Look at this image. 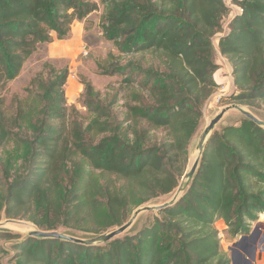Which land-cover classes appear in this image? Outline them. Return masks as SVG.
<instances>
[{
	"label": "trees",
	"instance_id": "1",
	"mask_svg": "<svg viewBox=\"0 0 264 264\" xmlns=\"http://www.w3.org/2000/svg\"><path fill=\"white\" fill-rule=\"evenodd\" d=\"M234 3L242 11L228 18L223 0H0V87L38 45L66 38L74 21L102 5L101 35L117 54L98 67L121 76L126 108L122 117L115 110L119 91L101 97L83 80L81 101L92 118L67 121L69 71L49 63L11 113L0 99V217L92 237L172 194L202 108L218 87L217 50L231 65L228 102L264 121V0ZM11 143L21 153L14 172L11 155L1 156ZM261 213L264 127L242 115L213 131L178 200L122 236L82 245L0 228V240L11 241L14 264H232L215 222L242 236Z\"/></svg>",
	"mask_w": 264,
	"mask_h": 264
},
{
	"label": "rangeland",
	"instance_id": "2",
	"mask_svg": "<svg viewBox=\"0 0 264 264\" xmlns=\"http://www.w3.org/2000/svg\"><path fill=\"white\" fill-rule=\"evenodd\" d=\"M101 12L102 5H100L97 11L92 12L91 16H89L88 18L76 21L72 24L71 27L73 29H77L79 27L84 28L80 40L81 47H83L78 50V53L76 55L71 57L51 58L50 54L52 53L53 49H55L58 40H60L54 36L50 42L38 45L35 52L24 63L20 74L13 80L8 81L5 85L0 87V99H2L3 107L7 113L12 112L16 98H19L21 100H27L30 98L29 93L32 89H34V86H31V80L36 77L39 73L44 72V64L49 63L55 66L56 68L67 66L69 71V75L64 85L66 106L68 108L69 113L67 121H69L71 117H77L84 125H86L92 118V114L82 104L81 101V94L83 93L84 87L82 83L83 80L89 81L94 87V89L100 92L101 97L111 98L113 96V93L119 91L117 95L118 101L116 102L115 110L122 117V115L126 111V108L123 104L124 98H122L121 96L122 92H120L121 76L117 74H103L100 68L98 67L100 63H104L108 53L117 54V51L114 48L112 42L104 39L101 35ZM71 36L72 35L70 32L69 36L63 38V40H68V38H71ZM83 51H85L86 53H83ZM213 57L215 60H220L222 62L220 56L216 52L214 53ZM223 65L224 63L222 62L221 66ZM232 90L227 89L225 83H222L221 85H218L213 94L205 102L202 108V118L200 120L199 127L191 140L190 154L187 164L188 167L191 164L193 157H195V155L197 154V145L200 135L208 124V122L222 108L236 103L228 102L227 100L228 96L232 93ZM219 95L221 96L220 98H218ZM241 117L242 113L238 110H229L218 122L215 129L225 124L236 123L241 119ZM13 146V143L9 144L1 153L2 157L5 156L6 152L11 155V159L12 161H14L12 162L13 167L10 169L11 172L16 171L21 164V153L15 151ZM180 180L181 182L183 181V179ZM176 190L177 188L172 192V194L157 198L151 203L160 204L169 200V198L173 195ZM147 213L149 212L142 213L138 217L139 222L137 224V227L140 226L145 220ZM6 219L8 218L4 216L0 217V222H3ZM17 220L25 221L29 224H32V222L28 219ZM215 227L217 229V236L221 249L228 256H231L232 253L230 251V248L233 247V243L240 241L241 236H234L228 226L220 219L215 222ZM3 228H7L9 230H12L14 233H19L21 235L26 234L28 231V229L26 228H16L9 225H5L3 226ZM253 229L255 230V235L252 238L245 239L243 241V244L241 243L239 247H234L235 264H245V261H243V257H240V255L246 257L248 261L247 264H258L257 258L261 259L262 257H264V213L259 214L258 219L256 221L251 222L250 232L253 231ZM76 234L78 235V237H82V232L77 231ZM10 246L11 241L0 240V263L14 264L15 252Z\"/></svg>",
	"mask_w": 264,
	"mask_h": 264
},
{
	"label": "water",
	"instance_id": "3",
	"mask_svg": "<svg viewBox=\"0 0 264 264\" xmlns=\"http://www.w3.org/2000/svg\"><path fill=\"white\" fill-rule=\"evenodd\" d=\"M244 107H246V106H244L242 104L240 105L237 103H233L231 105H228V106L222 108L208 122V124L206 125V127L204 128L203 132L200 135L198 145H197V154L195 155V157H193V160H192L191 164L189 165V167L187 166V168H186V170H185V172L181 178V179H183V181L181 182V180H180L178 187H177V190L173 193V195L169 198V200H167L163 203H160V204L149 203V204H143L141 206H138L137 208H135L132 211V213L130 214L128 219L119 226H116V227H114L108 231L102 232L100 234H97V235L89 237V238H82V237H78V236L71 235V234L64 233L62 231H57V230H40L33 223L29 224L25 221L12 219V218H8V219L4 220L3 222H0V228H3V226H5V225H9V226L16 227V228H26V229H28L26 235L31 236V237H35V238H56V239L71 241L74 243H79L82 245H100V244H104L106 242H109V241H111L117 237H120L133 226V224L136 222V220L138 219V217L142 213L159 211V210L173 204L175 201L178 200V198L181 196V194L185 190L186 186L188 185L189 181L193 177V175H194V173L198 167L202 152L205 148V145H206L209 137L211 136L216 125L222 119V117L224 116V114L226 112H228L229 110H232V109H236L239 112H241L242 115H245L246 117L250 118L251 120H253L258 125L264 127V121H262L258 117H256L248 108H244ZM254 231L255 230L253 229V231H251L248 235L241 236L240 241L233 243V247L230 248V251L232 253L230 256L232 264H235L234 247H239L241 245V243L243 244V241L245 239L252 238L255 235ZM240 257H243V261H245V264L248 263L245 256L240 255Z\"/></svg>",
	"mask_w": 264,
	"mask_h": 264
},
{
	"label": "crops",
	"instance_id": "4",
	"mask_svg": "<svg viewBox=\"0 0 264 264\" xmlns=\"http://www.w3.org/2000/svg\"><path fill=\"white\" fill-rule=\"evenodd\" d=\"M93 1H98V0H93ZM89 16H91V13L86 18H88ZM71 30H72L70 31L72 35L71 38H68V40H63V39L58 40L55 49H53L52 53L50 54L51 58L74 56L78 53V50H80L83 47V46L81 47L80 40L84 28L79 27L77 29H73L71 27ZM216 53L220 56L224 65L221 66L222 62L220 60H215L219 64V68L217 69L214 75L215 81L218 85L225 83L226 88L232 90L234 87L231 76V65L227 59H225L223 56L220 55L218 50L216 51ZM257 260H258V264H264V257H262L261 259L257 258Z\"/></svg>",
	"mask_w": 264,
	"mask_h": 264
},
{
	"label": "built area",
	"instance_id": "5",
	"mask_svg": "<svg viewBox=\"0 0 264 264\" xmlns=\"http://www.w3.org/2000/svg\"><path fill=\"white\" fill-rule=\"evenodd\" d=\"M226 5L230 8L229 13H228V18L233 17L235 14H238L242 11V9L240 7H238L235 3L234 0H223ZM83 53H86L85 51H83ZM221 96L219 95L218 98H220Z\"/></svg>",
	"mask_w": 264,
	"mask_h": 264
},
{
	"label": "bare ground",
	"instance_id": "6",
	"mask_svg": "<svg viewBox=\"0 0 264 264\" xmlns=\"http://www.w3.org/2000/svg\"><path fill=\"white\" fill-rule=\"evenodd\" d=\"M136 223V222H135ZM133 226H135V225H133ZM127 233V232H126Z\"/></svg>",
	"mask_w": 264,
	"mask_h": 264
}]
</instances>
